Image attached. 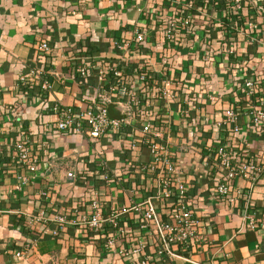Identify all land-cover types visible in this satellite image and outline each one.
Returning a JSON list of instances; mask_svg holds the SVG:
<instances>
[{
	"label": "crops",
	"instance_id": "obj_1",
	"mask_svg": "<svg viewBox=\"0 0 264 264\" xmlns=\"http://www.w3.org/2000/svg\"><path fill=\"white\" fill-rule=\"evenodd\" d=\"M225 2L184 6V13L196 14L195 21L176 43H166L157 27L162 18L172 17L174 5L167 0H0V264H134L141 258L146 264H264V128L251 121L249 104L237 91L243 63L251 67L250 77L264 82V18L250 11L247 19L261 22L263 39L239 34L231 51L232 43L223 40L226 30L218 29L230 20ZM136 27L146 28L148 38L137 52L131 48L125 70L146 62L158 79L181 76L186 85L168 107L159 99L151 101L155 127L189 180L198 227L205 235L203 241L172 243L162 252L158 219L142 226V207L151 196L163 220L175 208V197L160 196L153 176L143 169L151 159L148 146L130 147L133 136H142L145 121L135 112L118 132L94 139L84 132L58 131L52 108L60 102L79 110L96 100L97 69L107 62H127L131 53L121 55L115 42L131 39ZM39 39L50 42V53L39 54ZM229 51L243 58L236 69ZM81 63L89 65L86 76L77 70ZM36 69L44 70L49 88H42V78L32 74ZM202 79L215 97L198 96L197 106L185 114L187 90L197 93ZM231 104L237 105L239 131L219 124ZM109 111L126 115L116 102L109 103ZM24 137L38 156L35 169L16 155L13 143ZM219 142L263 165L254 183L235 178L232 201L216 191L222 168L211 147ZM102 163L115 181H104ZM71 170L74 176L68 175ZM93 198L104 215L118 212L123 233L113 234L109 221L99 228L83 223ZM42 210L45 219L39 218ZM58 215L67 217L63 225L56 221ZM52 228L58 233L52 234ZM36 238L37 245L24 257L15 253Z\"/></svg>",
	"mask_w": 264,
	"mask_h": 264
},
{
	"label": "built area",
	"instance_id": "obj_2",
	"mask_svg": "<svg viewBox=\"0 0 264 264\" xmlns=\"http://www.w3.org/2000/svg\"><path fill=\"white\" fill-rule=\"evenodd\" d=\"M165 1V0H163ZM174 5L172 17L170 19L164 17L158 24V29L163 37V42L176 43L180 34L190 29L195 21L196 14L189 12L184 13V6L191 7L196 2L209 0H167ZM231 4V13H241L247 10L264 18V0H228ZM229 12V10H228ZM149 13V18L152 17V12ZM241 23V24H240ZM230 25L236 29L237 37L231 44V51L236 47V42L239 40V34H244L251 40H262L260 32L261 22L257 18L243 20H231ZM246 28H245V27ZM148 31L146 28L136 27L131 39L116 40V46L124 55L127 51L129 58L127 62H107L104 66L97 69V78L99 80L97 89V99L88 103L85 108L77 110L72 105H62L60 102L53 104L52 108L57 115L55 128L58 131L66 132H84L89 137L94 139L108 134L109 132H118L124 124L130 123L131 118L137 115L145 121L142 126L143 134L140 137H132L130 147L136 148L138 145L148 146L151 159L143 164L145 169L154 178L157 193L162 197H175V208L169 213L167 218L161 220L158 218V211L153 198L150 196L145 201L146 206L142 207V226H147L154 220L158 219L160 235L162 237V249H169L172 243H180L187 245L190 239L203 241L205 235L199 230V219L194 213V208L189 194V180L180 172L177 158L169 147L168 141L164 138L162 130L155 127L154 115L155 107L153 98L162 101V107H168L172 101L177 100L179 92L186 86L184 79L178 77H161L157 78L152 74L150 66L146 62H136L133 65L132 71L125 70L126 63H131L130 58L133 52L131 48L137 52L141 44L147 41ZM37 48L40 55L50 53L52 46L47 39H39ZM78 72L82 76H86L89 71V65L81 63ZM58 74L57 71L54 72ZM34 76L42 78V88H49L50 82L44 79V70L36 69L32 73ZM131 76V77H130ZM152 78V84L147 81ZM26 77H23V80ZM147 81V82H145ZM242 89L245 101L250 107L251 121L264 128V83L258 77H247L243 79L238 86ZM208 95L214 98L215 95L210 91L207 79H202L200 90L193 93L192 90H187L186 103L184 113H191V108L197 106L198 96ZM116 102L126 110V115L121 117L111 116L109 111V103ZM237 105H229L224 110V117L221 119L220 125L230 124L233 131H239ZM18 159L22 160L27 167L35 169L38 156L33 153V148L26 137L19 138L13 143ZM214 159L222 168V173L216 179V191L220 195L229 200H234L232 193V184L236 177L243 176L248 178L252 183L259 178L260 172L263 170V165L260 161L242 156L232 149L225 142H219L211 147ZM101 168L104 181L111 183L115 181L114 175L109 172L105 163L99 166ZM69 176H74L73 170L68 172ZM45 193V192H44ZM142 205H136V208H141ZM100 204L97 198L91 201V210L83 215L82 221L91 228H99L101 223L109 221L113 228L119 233H123L125 229L121 226L118 218V212L104 215L101 212ZM45 210L39 213V218L45 219ZM67 220L65 215H58L56 221L63 225ZM253 222V221H252ZM254 224V223H252ZM58 228H52L51 233H58ZM113 234L110 241H113ZM38 239L24 243L20 248L15 250V253L24 257L29 250L36 246ZM136 247L135 250H140ZM146 259L141 258L134 264H146ZM109 264H124L120 261H111Z\"/></svg>",
	"mask_w": 264,
	"mask_h": 264
},
{
	"label": "trees",
	"instance_id": "obj_3",
	"mask_svg": "<svg viewBox=\"0 0 264 264\" xmlns=\"http://www.w3.org/2000/svg\"><path fill=\"white\" fill-rule=\"evenodd\" d=\"M225 5H226V9L229 10L228 14H230L231 12V4L229 2H225ZM247 18V16H250L249 15V12L248 13H244V11H241V13L238 15V13H232V15L230 16V20L228 21H225L224 23H222L221 25H219L218 29L219 28H224L226 30L225 32V39H223L225 42H227L229 45L234 41V39L237 37V30L232 28L230 24H228L227 22H230L231 20H240L243 24V20L245 19V17ZM241 24V23H240ZM215 25V23L211 24L209 27H213ZM245 27V26H244ZM214 28V27H213ZM246 28V27H245ZM224 52V51H223ZM224 54V53H222ZM173 56V55H172ZM227 57L229 60L233 61L235 65V69L236 67L239 66V64L241 62H243V58L242 57H239V55H237V53H234V52H228L227 53ZM174 60L176 59L174 56H173ZM220 61L223 60V57L219 59ZM241 66H246L243 70H241L240 72H238L239 76L237 77V84L238 86L240 85L241 81L247 77H249L250 75V71H251V67L248 65V63H243L241 64ZM152 78H148L147 81H150V84H152ZM145 81V82H147ZM263 82V81H262ZM264 83V82H263ZM195 91H197L196 88H194ZM237 91L238 93L241 95V98L244 97V95L242 94V89H238L237 88ZM245 100V98H243ZM160 110H164L163 108L160 109Z\"/></svg>",
	"mask_w": 264,
	"mask_h": 264
}]
</instances>
